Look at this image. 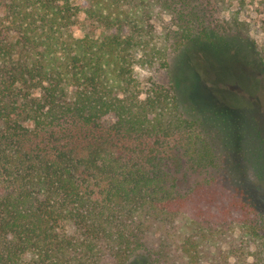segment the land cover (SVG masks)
I'll use <instances>...</instances> for the list:
<instances>
[{
  "label": "trees",
  "instance_id": "1",
  "mask_svg": "<svg viewBox=\"0 0 264 264\" xmlns=\"http://www.w3.org/2000/svg\"><path fill=\"white\" fill-rule=\"evenodd\" d=\"M223 9L0 0V264H264V213L218 132L138 73L182 49L223 73L243 30Z\"/></svg>",
  "mask_w": 264,
  "mask_h": 264
},
{
  "label": "rangeland",
  "instance_id": "2",
  "mask_svg": "<svg viewBox=\"0 0 264 264\" xmlns=\"http://www.w3.org/2000/svg\"><path fill=\"white\" fill-rule=\"evenodd\" d=\"M223 7V17L237 16L243 25L242 39L222 46L223 73L212 66L213 59L199 54L195 60L185 49L171 54L168 67L138 73L143 80L174 87L181 110L218 132L229 183L264 213V0H223ZM76 34H83L81 27ZM196 179L191 176L188 184ZM148 261L133 259L128 264H152Z\"/></svg>",
  "mask_w": 264,
  "mask_h": 264
}]
</instances>
